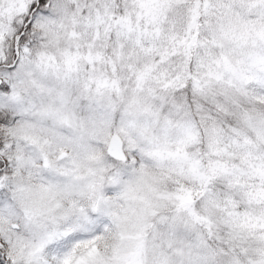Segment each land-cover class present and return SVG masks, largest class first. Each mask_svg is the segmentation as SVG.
Returning a JSON list of instances; mask_svg holds the SVG:
<instances>
[{"label": "snow or ice", "instance_id": "obj_1", "mask_svg": "<svg viewBox=\"0 0 264 264\" xmlns=\"http://www.w3.org/2000/svg\"><path fill=\"white\" fill-rule=\"evenodd\" d=\"M0 264H264V0H0Z\"/></svg>", "mask_w": 264, "mask_h": 264}]
</instances>
